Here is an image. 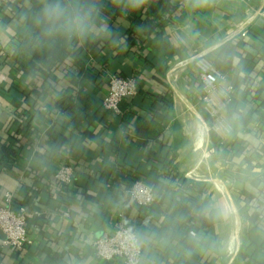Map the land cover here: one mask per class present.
<instances>
[{
  "label": "clouds",
  "instance_id": "clouds-1",
  "mask_svg": "<svg viewBox=\"0 0 264 264\" xmlns=\"http://www.w3.org/2000/svg\"><path fill=\"white\" fill-rule=\"evenodd\" d=\"M154 2L0 0V122L18 121L21 109L32 122L25 177L0 174V186L23 195L50 181L34 264H264V15L248 23L245 0H166L176 11L158 43L184 65L197 113L150 145L173 157L170 165L116 178L125 165L109 150L112 134L97 127L84 136L75 110L62 106L75 102L89 47L126 49L109 3L126 17ZM206 12L210 26L201 27ZM136 135L128 124L117 139ZM87 153L86 190L69 195L66 181L51 182L61 161Z\"/></svg>",
  "mask_w": 264,
  "mask_h": 264
},
{
  "label": "crops",
  "instance_id": "crops-1",
  "mask_svg": "<svg viewBox=\"0 0 264 264\" xmlns=\"http://www.w3.org/2000/svg\"><path fill=\"white\" fill-rule=\"evenodd\" d=\"M245 4L248 23L253 18L264 15V0H245ZM207 15H209L207 12L200 15L199 26L208 25ZM164 17L166 25L173 20V13ZM114 26V29L126 36V49L112 50L107 42L104 43L102 50L96 49L94 54L89 56L85 69L82 70L79 65V77L73 85L76 89L75 102L72 98H67L64 102L66 105H74V123L76 129L84 136L93 137L97 127L100 129L101 136L112 134L109 150L125 165L120 168L116 178L126 176L129 180L132 177L140 179L149 175L150 169L154 171L157 166L163 165L164 159L168 164L173 158L169 154H162L160 148H150V145L157 141L169 125L177 131L186 114L197 115V113L186 94L189 76L185 67L179 57L174 58L171 50L158 43L160 37L152 36L147 39L139 33L136 37L131 36L133 38L129 40L134 27L124 17H118ZM141 38L146 40L142 43ZM111 74L137 79L138 95L122 103L121 115L110 113L103 108ZM20 91L17 89L18 93ZM20 111L23 115L18 121L5 119L0 122V174L12 173L16 177L24 178L22 161L25 148L30 142L32 122L30 117L27 120L24 119L28 115L26 110ZM139 122H143V125H150L151 122L156 127L144 126L136 130V138L131 139L127 144L117 139V133L122 126L132 124L135 127ZM145 149H149L146 155H144ZM3 156L8 160L11 159L10 166L1 162ZM92 158L93 153L76 154L71 159L60 162L59 168L70 164L75 170L72 185L65 188L69 195L78 190L87 189L90 177L81 175V172ZM128 161L132 162L130 168L126 166ZM13 169L15 173L12 172ZM108 175L111 179L112 174ZM51 182H56L55 175L51 178ZM49 183L47 179L41 180L37 182L35 188L30 187L23 195L10 191L6 186H0V207L5 205V196L10 193L14 195L15 201L27 208L26 227L31 240V244L23 249L8 248L3 245L4 235L0 233V264H34L33 258L43 251L39 241L45 235L42 213L46 210L48 203L49 193L46 186ZM36 213H40V216Z\"/></svg>",
  "mask_w": 264,
  "mask_h": 264
},
{
  "label": "built area",
  "instance_id": "built-area-1",
  "mask_svg": "<svg viewBox=\"0 0 264 264\" xmlns=\"http://www.w3.org/2000/svg\"><path fill=\"white\" fill-rule=\"evenodd\" d=\"M139 89L135 77H124L111 74L108 81V93L103 101V108L110 113L121 115L122 103L138 95ZM75 170L70 164H65L55 174L56 181H66L64 187L72 185ZM135 179L134 181L138 180ZM40 216V213H36ZM28 210L21 204H16L13 194L7 193L5 205L0 207V233L4 235L3 245L13 249H23L31 244L26 223Z\"/></svg>",
  "mask_w": 264,
  "mask_h": 264
},
{
  "label": "trees",
  "instance_id": "trees-1",
  "mask_svg": "<svg viewBox=\"0 0 264 264\" xmlns=\"http://www.w3.org/2000/svg\"><path fill=\"white\" fill-rule=\"evenodd\" d=\"M175 11H176V8L174 6H172L170 3H167L166 0H155L154 4L149 6L146 11L142 9V10L137 11V12H130L126 17H124L134 27L131 30L132 35H130L128 39L131 40L134 36L136 37L139 34L136 31V29L138 26H141V25L147 26V28H148V31L142 33V35L147 37V39L151 38L152 36H156V37L161 38V36L164 32V28H165V17L164 16L172 14ZM106 15L109 16L110 23L112 24L113 28H115L114 25H115L116 19L118 17H122L119 9L113 8L110 5V3L108 5V7L106 8ZM131 36H133V37H131ZM145 40L146 39L141 38L142 43ZM95 51H96V47L91 46L84 52L82 59L79 62V65L82 68V70L85 69V66L87 64L89 56L91 54H94ZM62 106L65 107L66 110H73L75 108L73 104L66 105L65 102ZM143 124H144L143 122H139V124H137L138 126H135L136 130L138 131L140 128H142L144 126L149 127V126L153 125L151 122L149 123L150 125H143ZM153 126L156 127V125H153ZM172 159H171V161H172ZM171 161L167 164L166 160L164 159L162 161V164L163 165H166V164L170 165ZM1 162L6 164V165L8 164V166H10L12 164L11 159L9 158V160H8L5 156H3L1 158ZM127 170H128V168H127ZM170 170L175 171L174 168H171ZM135 179H137V177H132L130 180L134 181ZM16 204H19V203L16 201Z\"/></svg>",
  "mask_w": 264,
  "mask_h": 264
},
{
  "label": "bare ground",
  "instance_id": "bare-ground-1",
  "mask_svg": "<svg viewBox=\"0 0 264 264\" xmlns=\"http://www.w3.org/2000/svg\"><path fill=\"white\" fill-rule=\"evenodd\" d=\"M181 65V64H180ZM179 66V65H178ZM177 69V68H176ZM174 72V71H173ZM174 74V73H173ZM189 174H191V173H189Z\"/></svg>",
  "mask_w": 264,
  "mask_h": 264
},
{
  "label": "rangeland",
  "instance_id": "rangeland-1",
  "mask_svg": "<svg viewBox=\"0 0 264 264\" xmlns=\"http://www.w3.org/2000/svg\"><path fill=\"white\" fill-rule=\"evenodd\" d=\"M191 175V174H190ZM198 179L200 178V177H197Z\"/></svg>",
  "mask_w": 264,
  "mask_h": 264
}]
</instances>
